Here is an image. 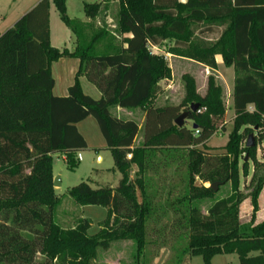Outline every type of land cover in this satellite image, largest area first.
Returning <instances> with one entry per match:
<instances>
[{"label":"trees","instance_id":"1","mask_svg":"<svg viewBox=\"0 0 264 264\" xmlns=\"http://www.w3.org/2000/svg\"><path fill=\"white\" fill-rule=\"evenodd\" d=\"M67 1L55 3L63 22L76 35L74 52L51 46L49 0H42L0 34V264H38V255L45 258L42 264H92L99 249L107 250L121 240L135 241L138 252H143L146 225L154 214L145 176L158 153L175 161L187 160L184 195L171 205L181 214L180 225L190 233L183 258L202 257L212 264L217 256L236 254L240 264H264V221L254 223L264 177L251 181L256 184L248 196L241 191V177L248 178L250 173L244 156H249L255 170L264 166L257 161L258 145L264 142V0H188L185 4L179 0H118L122 42L105 55L96 50L108 32L102 29L87 43L82 24L67 15ZM101 9V4H86V17L98 18ZM200 30L217 33L219 38L214 43L199 40L196 31ZM168 41L177 47L168 48L165 55L152 52ZM168 54L212 69H217L216 56L220 55L227 68H234L236 119L224 154L212 153L207 147L227 112L223 89L213 76L205 97L198 94L191 76L183 77L186 97L181 109L190 111L192 105H199L189 119L191 127L175 125L179 108L154 110L162 94L161 83L172 79ZM61 59L80 61L68 97L54 94L52 65ZM82 77L98 88L101 99L85 94ZM114 108L153 113L161 129H153L150 139L135 148L138 123L113 116ZM90 117L97 120L122 175L116 188L93 189L81 183L68 192L78 206L108 210L94 236L89 234L92 222L88 219H81L73 229L63 228L55 219L61 199L53 170L54 155L59 153L75 168V154L88 148L78 125ZM255 129L260 135L255 136L258 143L248 148L245 142ZM134 166L136 180L130 176ZM215 183H230L232 193L215 201L205 215L196 203L215 198L211 187ZM248 197L253 216L246 225L241 222L240 209Z\"/></svg>","mask_w":264,"mask_h":264},{"label":"rangeland","instance_id":"2","mask_svg":"<svg viewBox=\"0 0 264 264\" xmlns=\"http://www.w3.org/2000/svg\"><path fill=\"white\" fill-rule=\"evenodd\" d=\"M42 0H0V34L11 29L24 15L28 14ZM107 0H68L67 15L71 20L82 24V31L86 42L96 36L102 29L109 34L107 38L99 43L96 54L105 55L114 52L113 47H120L122 38L118 33L117 15L119 1L112 0L108 5H104ZM185 4L188 0H179ZM50 2V33L51 46L59 50H69L74 52L78 46L76 35L63 22L60 13L57 10L55 0ZM102 3V4H101ZM86 4H101V14L96 19H88L85 14ZM107 17H103L105 14ZM204 30L196 31L197 39L214 43L218 40V34H203ZM125 37V36H124ZM115 39V40H114ZM198 40V41H199ZM176 46L174 41H168L161 48H154L152 52L158 55H165L168 48ZM111 47V49H110ZM177 47V46H176ZM172 69V79L161 84L162 98L158 104L160 109L172 108L175 111L179 108L183 112L181 105L186 97V88L183 77L196 74L199 80V86L203 87L204 79L200 75L197 64L188 59L180 58L171 54L166 55ZM80 68L78 59H66L55 62L52 65V73L56 81L54 90L55 96H60L68 92V88L74 84L76 74ZM235 71V70H234ZM224 73L225 80L221 86V80L216 79L217 85L223 89V102L226 106V116L222 123L218 125V131L209 143V147L215 154L222 155L226 152L225 148L229 143V137L234 128L236 119L233 110V93L227 83L231 86L236 76L234 72ZM192 77V76H191ZM193 78V77H192ZM194 79V78H193ZM195 80V79H194ZM83 90L86 95L93 99L99 100L102 97L101 92L86 77L80 79ZM197 84V83H196ZM198 91V86H197ZM121 109V108H120ZM112 109L113 116H119L125 120L133 119L128 117L130 110L121 109V113ZM143 111V110H141ZM250 112L253 110L250 108ZM141 116L138 112L135 116ZM187 127L192 126L191 121H187ZM79 132L87 141L88 148L80 153H76L74 160L75 168L71 169L66 155L55 154L53 170L56 176L61 178V187L55 188L57 196L61 199L59 206L55 211V219L65 229H73L81 219H88L92 222V228L89 231L91 236L97 235L101 230V224L107 219L108 210L100 206H78L68 192L81 183L89 184L93 189L107 186L116 187L119 182L117 177L122 175L116 170L115 162L111 152L108 150L107 142L100 130L95 118L90 117L78 125ZM258 138V132L254 133ZM143 135V133L141 134ZM260 136V135H259ZM256 138V141L258 140ZM245 142V145L247 144ZM258 143V142H256ZM79 154L83 160L79 161ZM99 154L103 156L104 163H98ZM245 155V163L250 164V173L248 178L241 177V191L248 196L259 176L264 177V166L256 169L255 164L250 161L249 156ZM257 161L264 165V142L258 145ZM244 161L240 162L242 167ZM138 169L134 166L131 172V179H137ZM188 166L186 158L176 160L166 158L164 154L158 153L151 160L145 176L147 183V192L151 198L154 214L146 225V247L143 252H138L137 243L133 240H121L114 242L109 249H99L96 259L92 264H206L202 257H185L183 252L188 245L190 233L185 225H180L182 220L181 214L176 213L172 208V203L184 195L188 183ZM101 184V185H98ZM210 186V184H206ZM231 184L221 185L214 199H208L196 203V206L207 214L210 207L217 200L227 198L231 195ZM139 199L142 201L141 193ZM260 211L256 215L255 224L264 221V190L259 199ZM242 224H250L253 216V207L251 199L248 197L240 209ZM36 262L45 263V258L38 255ZM212 264H240L236 254L220 255L213 259Z\"/></svg>","mask_w":264,"mask_h":264},{"label":"crops","instance_id":"3","mask_svg":"<svg viewBox=\"0 0 264 264\" xmlns=\"http://www.w3.org/2000/svg\"><path fill=\"white\" fill-rule=\"evenodd\" d=\"M41 2V1H40ZM39 2V3H40ZM38 3V4H39ZM37 4V5H38ZM102 4V3H101ZM36 5V6H37ZM104 5H106V4H104ZM35 6V7H36ZM34 7V8H35ZM33 8V9H34ZM103 17H107L108 18V14L106 13ZM126 38H132V35H126L125 36ZM127 46H125V48H126ZM154 49V48H153ZM156 55H158V53L156 54ZM185 59V58H184ZM62 60H66V59H62ZM187 61H191V62H193L194 64H197L196 66H198V70H199V72H200V75H202L203 76V79H204V83H203V87H202V89H201V87L199 86V80H198V77H197V75L196 74H192L191 73V76L195 79V81H196V83H197V86H198V94L201 96V97H205L206 95H207V92H208V80H209V77L210 76H214V77H216L217 78V80H221V76L223 77L222 78V81H220V82H222L221 83V86H223V82H224V80H225V77L223 76V74L224 73H230V72H235L234 71V68H227L226 66H225V64H224V61H223V58H222V56H216V63H217V69H212V68H210V67H208V66H206V65H204V64H201V63H199V62H196V61H193V60H187ZM232 73V74H233ZM235 79H236V76H235V78L233 79V84H231V86L227 83V85L229 86V88H230V90H231V92L233 93L234 92V85H235ZM170 81V80H169ZM164 82H167V81H164ZM163 83V82H162ZM161 83V84H162ZM56 87V86H55ZM71 87V86H70ZM69 87V88H70ZM83 87V86H82ZM69 88H68V92H64V94H61L59 97H68V95H69ZM55 90V89H54ZM162 96H163V94H161L160 96H159V98L156 100V102H155V104H154V110H158V109H160V107L158 106V104H159V102H160V100H161V98H162ZM58 97V96H57ZM232 100H233V96H232ZM233 102V101H232ZM252 109L253 111H254V107L253 106H250L249 107V109ZM114 109H116L117 111L116 112H118V113H121L122 111H121V109L120 108H114ZM164 109H166V108H164ZM138 112H141V116L139 115V116H135ZM111 113H112V110H111ZM122 114V113H121ZM152 114L153 113H147V112H144V111H141V110H136V111H132V112H130L128 115V117H133V119H128V120H133V121H135V122H137L138 123V125H139V127H140V132H139V135H138V137H137V139H136V141H135V145H134V147L136 148V147H140L141 145H143L145 142H147L149 139H150V137H151V131L153 130V129H161V126L158 124V118L157 119H153L154 117H152ZM115 117H117V118H120L119 116H115ZM120 119H124V118H120ZM80 125V124H79ZM169 125V122L167 123V126ZM159 126V127H158ZM163 128V127H162ZM143 133V135H141ZM212 140V139H211ZM210 140V141H211ZM210 141L207 143V147H209V143H210ZM211 152L212 153H214L212 150H211ZM79 155H81V154H79ZM82 156V155H81ZM64 157V160L66 161L67 160V158L65 157V156H63ZM82 160H83V157H82ZM81 160V161H82ZM98 163L100 164V163H104V158H103V156H101L100 154H99V156H98ZM80 161V160H79ZM54 175L56 176V174L54 173ZM122 179V177L120 178V177H117V179H116V181H118V182H120V180ZM98 185H101V184H98ZM111 188H116V187H113V186H110ZM98 189H100V188H98Z\"/></svg>","mask_w":264,"mask_h":264},{"label":"water","instance_id":"4","mask_svg":"<svg viewBox=\"0 0 264 264\" xmlns=\"http://www.w3.org/2000/svg\"><path fill=\"white\" fill-rule=\"evenodd\" d=\"M107 1H112V0H107ZM199 110V105H192L190 108V111H185L183 113H181V115L175 120V125L182 128L185 127L187 121H189L191 114L195 113ZM198 127L196 125H194V129H197ZM258 129H255V131H257ZM255 134H251L248 140V144L247 147L248 148H254L256 147L257 143H256V139H255ZM246 160H248V156L246 158ZM54 187L55 188H59L61 187V178L60 176L56 177L54 179ZM212 189L214 190V192H218L219 191V187L220 184L219 183H215L214 185L211 186Z\"/></svg>","mask_w":264,"mask_h":264},{"label":"built area","instance_id":"5","mask_svg":"<svg viewBox=\"0 0 264 264\" xmlns=\"http://www.w3.org/2000/svg\"><path fill=\"white\" fill-rule=\"evenodd\" d=\"M201 112V111H200ZM128 159H132V155H129L128 156ZM79 160L81 161L82 160V156L81 155H79Z\"/></svg>","mask_w":264,"mask_h":264}]
</instances>
